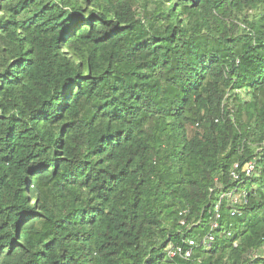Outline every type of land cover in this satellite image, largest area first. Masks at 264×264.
I'll list each match as a JSON object with an SVG mask.
<instances>
[{
  "label": "trees",
  "instance_id": "16d2710c",
  "mask_svg": "<svg viewBox=\"0 0 264 264\" xmlns=\"http://www.w3.org/2000/svg\"><path fill=\"white\" fill-rule=\"evenodd\" d=\"M0 264H264V0H0Z\"/></svg>",
  "mask_w": 264,
  "mask_h": 264
},
{
  "label": "built area",
  "instance_id": "2783aa9c",
  "mask_svg": "<svg viewBox=\"0 0 264 264\" xmlns=\"http://www.w3.org/2000/svg\"><path fill=\"white\" fill-rule=\"evenodd\" d=\"M256 167H257L256 160L245 163L244 165L237 163L233 166L230 176L231 179L238 184V187H236L232 191L223 192L221 194L220 202L215 208L216 220L220 218L219 209H220V204L222 203L223 200L227 199L229 201H233L235 204L238 205H242L243 202L246 201L248 193L246 191L239 193L238 188L239 185H241V183L245 179L251 177L254 174V172L256 171ZM182 224H184V222ZM211 225H212L211 233L208 236H206L204 239H202L200 244L195 240H188L183 245H178L176 247L171 246L168 248L169 256L171 258H175L179 256L186 260H190L191 258H193L195 251L197 249L199 248H203L206 250L211 249L212 244L215 242V236L213 234V231L219 228V224L218 221H213ZM228 237H231L230 233H228ZM185 246H187V248Z\"/></svg>",
  "mask_w": 264,
  "mask_h": 264
},
{
  "label": "rangeland",
  "instance_id": "374dc122",
  "mask_svg": "<svg viewBox=\"0 0 264 264\" xmlns=\"http://www.w3.org/2000/svg\"><path fill=\"white\" fill-rule=\"evenodd\" d=\"M261 254H262L261 251L260 252H256L255 255H254V258L255 257H259Z\"/></svg>",
  "mask_w": 264,
  "mask_h": 264
}]
</instances>
